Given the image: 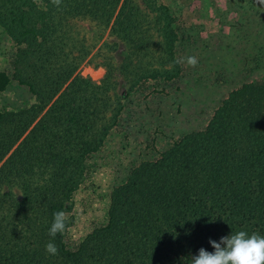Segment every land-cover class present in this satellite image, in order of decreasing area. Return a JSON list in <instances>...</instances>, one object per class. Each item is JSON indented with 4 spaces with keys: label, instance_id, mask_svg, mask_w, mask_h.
I'll return each mask as SVG.
<instances>
[{
    "label": "rangeland",
    "instance_id": "1",
    "mask_svg": "<svg viewBox=\"0 0 264 264\" xmlns=\"http://www.w3.org/2000/svg\"><path fill=\"white\" fill-rule=\"evenodd\" d=\"M51 1L0 0V70L14 74L21 50L28 49L20 46L24 38L62 39L50 65L61 73L56 83L46 74L39 93L16 80L0 91L2 111L28 110L33 116L21 135L14 122L7 132L0 121V196L22 197L30 168L28 183L52 182L50 166L58 154L76 151L79 159L67 169L76 183L63 233L66 248L74 251L106 223L112 190L133 168L205 128L243 84L264 79V0H109L113 10L107 23L84 6L71 9L74 0L59 7ZM189 56L198 60L194 67L187 64ZM84 99L101 112L93 133L99 143L89 146L86 157L81 127L71 117L83 110ZM61 105L74 112L55 113ZM249 222L236 232L264 236Z\"/></svg>",
    "mask_w": 264,
    "mask_h": 264
},
{
    "label": "trees",
    "instance_id": "2",
    "mask_svg": "<svg viewBox=\"0 0 264 264\" xmlns=\"http://www.w3.org/2000/svg\"><path fill=\"white\" fill-rule=\"evenodd\" d=\"M108 1L74 0L70 4L74 11L84 6L95 19L107 23L113 10ZM60 40V36L24 38L20 46L28 49L21 50L14 74L0 70V91L16 80L39 93L46 74L56 83L61 73L50 65ZM84 103L78 114L63 109L66 105L53 110H67L77 119L81 155L86 157L89 146L99 143L93 133L101 112L95 106L91 109L93 102L84 99ZM32 117L28 110L17 114L0 109L7 132L14 122L15 131L23 134L32 125ZM39 129L40 125L31 134ZM77 159L76 151L69 148L50 166L52 182L28 183L34 172L30 168V178L22 183V197L2 193L0 264H191V256L201 247L214 251L210 240L219 242L249 220H257L249 223L264 232V79L243 84L220 105L205 128L175 140L157 160L133 168L112 190L106 223L95 227L74 251L66 248L63 234H57L54 242L59 251L50 255L45 251L53 239L49 228L55 212L71 208L68 202L76 182L69 180L74 172L67 169ZM65 176L68 179L63 183L60 179Z\"/></svg>",
    "mask_w": 264,
    "mask_h": 264
},
{
    "label": "clouds",
    "instance_id": "3",
    "mask_svg": "<svg viewBox=\"0 0 264 264\" xmlns=\"http://www.w3.org/2000/svg\"><path fill=\"white\" fill-rule=\"evenodd\" d=\"M53 4L60 6L61 0H52ZM198 60L195 56L187 57V64L195 66ZM68 217L64 211L54 213L53 222L49 228V235L53 239L46 246L45 251L56 255L59 251L54 242L57 234L66 230ZM214 251L201 247L197 255L191 256V264H264V236L249 235L246 231L231 233L216 240L209 241Z\"/></svg>",
    "mask_w": 264,
    "mask_h": 264
}]
</instances>
